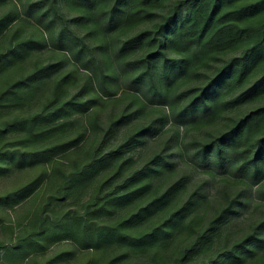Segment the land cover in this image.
Returning <instances> with one entry per match:
<instances>
[{"label": "rangeland", "instance_id": "374dc122", "mask_svg": "<svg viewBox=\"0 0 264 264\" xmlns=\"http://www.w3.org/2000/svg\"><path fill=\"white\" fill-rule=\"evenodd\" d=\"M174 1L168 0L164 7ZM55 2L60 8L58 15ZM31 3L35 18L46 16L39 26L34 19L23 17L6 28L11 17L2 19L0 26L5 28L0 33V264H107L111 259L116 260L114 264H178L177 255L168 263H158L151 251L129 249L119 239L113 244L96 245L91 241L95 232L86 236L84 226L78 232L71 229L72 224L75 228L76 215L89 208L94 221L117 225L138 205L148 203L167 188L173 194L172 205L202 197L194 203L190 218L206 220L214 214L218 202L226 205L236 190L245 188L246 192L249 187L239 179L211 166L212 153L205 159L198 150L217 140L230 118L262 101L259 96L249 99L257 75L248 74L243 87L228 90L221 100L225 111L210 124L195 121L179 125L170 118L169 105H144L140 94L127 88L129 75L134 78L140 73L136 60L142 45L131 43V69H117L118 76L110 81L113 95L106 97L97 91L92 69L82 68L83 56L90 57L93 51L107 74L117 66V60L103 59L100 44L84 36L87 27L80 23L82 10L67 5V0ZM11 9L9 3L0 6L1 12ZM23 9L25 14V5ZM141 29L124 28L115 37L121 36V43ZM59 40H66L61 48L55 45ZM66 49L82 50L83 55L76 61ZM242 50L239 47L221 54L208 65H191L180 81L170 85L168 102H175V91L179 95L175 105L184 107L193 97V89L211 78L220 60ZM95 91L100 96L95 98ZM72 100L87 102L88 109H69L66 106ZM48 112L57 120L52 127L40 121ZM164 115L169 120L162 127ZM102 158L110 160L94 169ZM141 187L145 194L132 203L116 199ZM257 189H252L250 204L242 214L224 228L215 229L211 242L202 240L192 248L185 264H207L224 258L233 243L253 231L264 219V197ZM189 235V230L182 232L175 244L193 241L195 235ZM261 243L263 247L256 255L241 264H264ZM173 251L174 247L167 254Z\"/></svg>", "mask_w": 264, "mask_h": 264}, {"label": "trees", "instance_id": "16d2710c", "mask_svg": "<svg viewBox=\"0 0 264 264\" xmlns=\"http://www.w3.org/2000/svg\"><path fill=\"white\" fill-rule=\"evenodd\" d=\"M167 1L67 0V5L82 10L80 23L87 27L84 36L100 44L99 50L104 56L103 59L117 60V66L107 74L92 51V56L85 58L83 56L82 68L92 69L97 78V91L110 97L113 95L110 81L118 76L117 69H131L129 67L131 62L128 61L133 48L130 46L131 43L142 45V53L136 60L140 65V73L134 78L129 75L127 88L139 93L144 99L142 103L144 105L147 103L169 105L170 118L179 125L195 121L210 124L225 111L221 100L228 90L237 85L243 87V81L248 74L257 75L249 91V99L259 96L262 101L230 118V122L222 129L221 136L209 144H204L203 148L198 150L205 159L212 153L214 157L212 167L219 173L239 179L238 181L249 189L246 192L245 188L236 190L235 196L226 205L218 202L214 214L206 220L190 218L194 203L202 201V197L196 202L188 199L182 204L172 205L173 194L171 188H167L157 193L148 203L138 205L137 210L117 225H101L94 221L88 208L76 215L77 225L73 228L72 224L71 229L81 232L84 226L86 236L95 232V237L91 241L96 245L113 244L115 239H119L125 241L124 246L129 249L151 251L158 263H168V259L173 260L177 255V263L185 264L192 248L197 247L202 240H206L205 244L211 242L215 229L224 228L234 217L242 214L243 209L250 204L254 187H258V194L264 197V0H176L170 7L165 8ZM4 3L12 6L7 12L0 11V26L2 19L11 17L5 28L15 25L22 17L34 19L38 26L39 22L46 18L33 16L34 6L31 0L25 2L0 0V6ZM53 7L56 15L60 14L56 2L53 3ZM36 19L42 21L37 22ZM44 23L49 28L47 19ZM139 26H142V29L138 33L121 43V36L119 39L115 37L116 32L121 29ZM5 28H1L0 33ZM107 36L110 37V42L107 41ZM65 41H56L55 45L61 48ZM239 47H243L241 53L220 60L222 63L215 65V72L211 78L193 89L194 95L184 107L178 109L175 105L179 101V95L175 94V91L172 95L175 102L172 100L168 102L171 97L168 90L170 85L180 81L191 65L197 63L208 65L221 54ZM67 51L76 61L83 55L82 50ZM173 54L179 57H173ZM94 60L97 62L94 63ZM98 70L101 72L100 76ZM90 84L93 85V82ZM98 92L95 91V98L100 96ZM88 105L87 102L77 103L72 100L66 107L71 109L84 106L83 109L86 111ZM66 107L65 110L68 109ZM168 120V115H164L162 127ZM40 121L46 122V127H52L57 122L49 112ZM108 160L110 159L97 160L94 169ZM142 189L143 187L137 192L123 194L116 199H128V202L132 203L135 197L145 194L142 193ZM136 193L140 195H134ZM158 215L160 217L155 219ZM94 216L98 221L96 212ZM186 230H189L191 235L194 234L195 239L180 240L176 245L178 239L175 238ZM42 235L44 234L39 233V236ZM228 242L225 237L224 243ZM261 242H264V219L255 225L251 233L233 243L224 258L209 261L207 264H241L249 256L256 255L263 247ZM258 243L261 244L257 245ZM172 247L174 251L168 255L167 252ZM115 261L111 259L107 264H114ZM252 263L254 262L249 264Z\"/></svg>", "mask_w": 264, "mask_h": 264}]
</instances>
